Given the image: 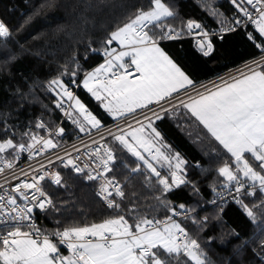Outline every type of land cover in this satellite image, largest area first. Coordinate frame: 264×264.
<instances>
[{
	"label": "trees",
	"instance_id": "1",
	"mask_svg": "<svg viewBox=\"0 0 264 264\" xmlns=\"http://www.w3.org/2000/svg\"><path fill=\"white\" fill-rule=\"evenodd\" d=\"M162 2L175 12L174 17L166 18L163 23L180 35L177 39L159 42L197 84L239 69L264 55L255 46L264 43V37L259 36L254 25L243 26L222 38L215 34L242 16L231 0ZM152 7V0H0V19L12 30L10 38H0V130L10 127L7 136L17 143H25L29 139L23 133L36 129L37 119L43 117L54 126L61 124L64 132L56 137L60 144L96 131L97 128H91L81 132L79 124L73 123V119H80L74 112L72 120H63V114L56 106L59 97L48 83L58 77L66 84L73 79L81 82L85 73L103 63L104 56L98 51L116 45L115 42L112 45L105 43L110 33L134 18L137 10L148 11ZM189 20L198 21L201 31H189ZM149 27L152 28L150 34L159 39L160 28ZM203 32L212 33L207 37L213 45V52L208 56L197 47L196 36ZM249 34L256 39L250 40ZM261 67L264 69V64ZM66 71H75L77 75H62ZM76 96L102 121L101 127L141 112L138 109L118 120L83 88L82 83ZM162 117L154 122V126L162 132L166 143L189 162L185 171L186 179L191 183L162 194L155 179H148L150 170L112 138L110 145L116 160L110 176L122 181L125 193L123 198L116 199L120 208L108 207L97 196L94 180L63 169L61 184L52 180L44 182L54 207L37 214L38 227L53 232L65 227L100 223L118 215H124L130 223H134L136 217L162 221L171 215L170 208L183 210L178 205L184 204L186 210L193 211L179 221L190 238L199 243L207 264H261L260 257H264V248H261L264 242V205H261L264 194L258 186L254 189L255 196L243 194L242 201L252 209L255 219L250 218L237 202L223 208L208 206L210 197L229 187L218 169L234 161L183 107L177 106ZM4 138V132L0 131V139ZM4 156L13 158L11 150ZM250 162L256 166V162ZM152 163L162 175L168 174L167 168L159 167L155 161ZM138 164H141V170L132 172ZM158 255L167 264H195L182 254L169 258L161 251Z\"/></svg>",
	"mask_w": 264,
	"mask_h": 264
},
{
	"label": "snow or ice",
	"instance_id": "2",
	"mask_svg": "<svg viewBox=\"0 0 264 264\" xmlns=\"http://www.w3.org/2000/svg\"><path fill=\"white\" fill-rule=\"evenodd\" d=\"M231 3L255 26L259 36L264 37V0H231ZM152 4L150 10H137L134 18L110 33L105 43L112 45L113 42H118L122 50L106 49L105 62L85 73L81 81L83 88L118 120L137 109L147 108L153 103L160 104L174 95L178 97L182 91L187 92L189 88L195 87L190 75L159 46L161 39L179 38V32L175 36L171 35L176 30L163 23L166 18L174 17L175 12L162 0H152ZM244 5H251L255 14ZM235 23L240 25L243 21L236 20ZM150 25L160 28L159 39L150 34ZM187 29H201V25L189 20ZM11 36L12 30L0 19V38L7 40ZM203 36L204 39L198 42V47L203 55L208 56L213 52V45L211 40L207 39V32H203ZM249 39L255 40L256 37L249 34ZM255 46L264 54V43ZM125 58H128L127 61ZM261 64H264V60L257 62V67H261ZM133 72L138 75L133 77ZM62 75L75 77L77 73L66 71ZM71 83L75 84V80ZM48 87L59 97L56 101L58 108L64 107L65 98L69 102L71 111H66L65 115L72 118V112L78 113L80 119H73V123L79 124L81 132L101 127V121L69 90V84L63 79H52ZM177 106L183 107L195 117L222 149L230 154L234 163H225L218 169L219 174L225 178V183L233 187L238 194L246 191L247 195L255 196L254 189L257 186L264 194V69H250L249 74L242 73L240 78H233L231 83L225 82L223 87L216 86L215 90L198 92L194 97L188 96L187 102L179 100L178 105L174 104L170 109L161 107L160 111L167 114ZM161 119L163 117L159 113L153 112L152 116L144 117L146 123L136 122L139 127L132 128L128 125L130 130L118 127L119 134L109 131V135L150 170L148 179L154 178L161 186L163 194L191 181L186 179L185 171V165L189 162L166 143L161 131L154 126V122ZM36 127L43 129L46 125L41 121ZM0 131L5 134V138L0 139V163L3 164L0 166V175L6 169L15 167V160L20 158L21 153L26 152L30 157H34L47 149L57 147L51 138L45 139L31 131L23 133V136L31 141L27 144L17 143L8 137L10 127ZM63 132V128L57 129V134ZM9 150L13 155L12 160L4 156ZM68 156L66 161L59 156L57 159L61 160L65 168L71 166L77 173L89 169L88 180H96L99 176L110 173V166L116 160L113 150L106 145L97 147L94 155L89 156V160L95 162L94 168H89L87 163L80 166L79 157L71 158L70 154ZM250 160L256 162L255 167ZM152 161L161 168H167L168 174L162 175ZM52 163V160L48 161V164ZM140 170L139 165L131 169L132 172ZM33 171L39 175L33 176L29 181V173L24 172L25 179L11 190L12 193H18L24 201H29L23 207L18 204L17 196L4 188V184L9 183L7 177L4 178V184H0V190H3L0 194V225L6 226V230L0 231V264H167V261L158 255L161 251L169 258L182 254L195 264H207L199 243L191 239L185 228L172 216H168L167 222L163 223L141 217H136L135 222L130 223L124 215H118L100 223L65 227L63 230L56 229L50 234H45L35 225L33 210H47L54 205L43 191L40 182L50 177L59 185L62 178L59 172L47 171L44 164H40ZM92 172L96 174L93 175ZM14 179L20 180L17 176H14ZM249 187L253 191H247ZM110 188L112 191H109ZM27 190H32L31 197ZM113 192L122 198L125 196L114 178L105 179L100 186V195L107 201L108 207L118 209L120 205L110 199ZM233 199L243 206L250 218L255 219L248 205L238 197ZM164 203L167 206V203ZM261 205H264V201H261ZM178 207L185 209L184 204H179ZM170 211L174 216L180 215L176 208H170ZM204 220L206 221L207 217ZM60 245L66 246L67 255L61 252ZM261 248H264V242L261 243ZM260 259L261 264H264V257Z\"/></svg>",
	"mask_w": 264,
	"mask_h": 264
},
{
	"label": "built area",
	"instance_id": "3",
	"mask_svg": "<svg viewBox=\"0 0 264 264\" xmlns=\"http://www.w3.org/2000/svg\"><path fill=\"white\" fill-rule=\"evenodd\" d=\"M259 6L257 5V8ZM248 10L250 12H253V14H255V10L253 9V7L251 5H248ZM237 20H241L243 21V23H241L240 25H237L235 22L233 24H231L230 26L224 28L223 30L216 32L215 34L222 38L225 34L233 32L243 26L246 25H252L250 21L247 20V18H245L242 14V16L237 19ZM228 29H233L232 31H229ZM171 35L175 36V31L171 33ZM212 33L208 34V37L211 36ZM203 35H198L197 41H201L202 40ZM102 56H104V61L107 59V57L104 55L105 50H99L98 51ZM262 60H264V55L251 61L247 66H245V68L253 66V65H257V62H261ZM244 69V68H242ZM241 68H239L236 71H241ZM136 75H138L137 73L133 72V77H135ZM81 82L75 81V84L70 83L69 84V90L72 91L74 94H76L77 92V86L76 85H80ZM160 107H155L152 108L151 110L147 111L149 113L154 112L155 110L161 108ZM59 110L62 112L63 114V120H72V118H70L68 115H65L66 111H71V109H69V102L68 101H64V107L63 108H59ZM73 116V115H72ZM140 116V115H139ZM139 116L137 117H126L123 118L111 125H107V126H103L99 129H97L94 132H91L87 135L81 136L69 143H65V144H60L57 142L56 137L61 136L62 133L57 134V129L62 128L61 124L58 126H54L52 124H50L46 119H44L43 117H39L37 119V123L39 122H43L46 125V128H36L34 130H32L31 132L36 134L37 136H42L45 139H49L51 138L53 140V142L55 144H57L56 148H50L47 149L45 152H43L40 155H35L34 157H30L28 153H21L20 158L18 160H15V167L13 169H6V171L0 175V184H4V178L7 177V180L9 181V183L4 184V188L7 189L9 191V193L16 195L17 199H18V204L23 207L25 203H29V201H24L23 198L19 197L18 193H12V188L19 183L20 181L24 180L25 177L23 175L24 172L29 173V176L27 177V179L29 181H31V178L33 176H37L39 175V173L34 172L33 169L38 168L40 166V164H44L45 165V169L47 171H49L50 173H55V172H59L61 174V171L63 169H70L72 171L75 172V170L69 166L67 168H65L63 166V163L61 162V160L57 159V157H63L65 159V161L69 158L68 154H70L71 158H76L79 157L78 163L80 164V166H83L85 163L89 164V168H94L95 167V162L94 161H90L89 160V156L90 155H94L95 153V149L97 147H100L102 145H106L108 147H111L110 145V139H112L113 137L109 135V131L113 132V133H118V127L119 128H123L126 129V127L128 125H130L132 122H134ZM142 116V115H141ZM101 137H103V139H101ZM29 139V138H28ZM93 141H96L97 143H93ZM30 139L28 140V142H25V144L30 143ZM112 149V147H111ZM113 150V149H112ZM114 152V151H113ZM115 154V153H114ZM13 159V158H12ZM12 159H8V160H12ZM52 160L53 163L52 164H48V161ZM115 162V161H114ZM114 164V163H113ZM113 164L110 166L111 168L113 167ZM140 169H141V164H138ZM137 165V166H138ZM0 166H3L2 163H0ZM98 171L102 172V169H98ZM77 173V172H76ZM81 174L83 176H85L87 178V175L89 174V169H85V171L83 173H78ZM91 174L95 175V172H92ZM14 176H17L20 178V180L14 179ZM115 179V181L118 182L119 186L122 188L123 190V183L115 177H111L110 173L104 174L99 176L96 180H94L97 184V190H96V194L97 196L108 206L107 201H105L103 199V197L100 195V186L101 183H103V181L105 179ZM245 179V178H242ZM51 180L50 177H46L44 181H41V186L43 191L47 194V197H49L48 193L46 192V190L44 189V182ZM252 188L249 187L247 189V191H251ZM3 190H0V194H2ZM29 197H31V191L32 190H27ZM109 191H112V189L110 188ZM246 191H241L239 194L236 193L235 189L231 186L224 188L222 190H218L212 197H210V199L208 200V206L210 207H219V208H223L225 207L227 204L231 203V202H236L233 197H238L240 200H242L243 194ZM120 198V196H117L114 192L112 194V196L110 197V199L115 200ZM6 202V201H5ZM50 207L47 208V210ZM46 210L43 209H39L36 208L33 210V217H34V222L35 225L38 227V221H37V214L39 212H44ZM177 212L180 213L179 216H174L172 213L170 216H172V218L176 221H178L181 217L184 216H188L191 214V211H187L186 209L183 210H177ZM163 222H167V219L162 220ZM40 228V227H38ZM6 230V226L5 225H0V231H4ZM7 230H11V229H7ZM28 230V229H25ZM42 230V229H41ZM43 231V230H42ZM45 234H50L52 232H45L43 231ZM53 239H58L53 237ZM63 247L66 248V246L61 245Z\"/></svg>",
	"mask_w": 264,
	"mask_h": 264
},
{
	"label": "crops",
	"instance_id": "4",
	"mask_svg": "<svg viewBox=\"0 0 264 264\" xmlns=\"http://www.w3.org/2000/svg\"><path fill=\"white\" fill-rule=\"evenodd\" d=\"M115 46L113 47V48H116L117 49V51H119V50H122V46H120L119 45V43L118 42H115ZM159 46L160 47H162L166 52H167V50L161 45V43L159 42ZM169 53V52H168ZM170 55V54H169ZM126 59V61H127V59L128 58H125ZM174 59V58H173ZM178 63V62H177ZM103 64V63H102ZM99 65H101V64H99ZM99 65H97L96 67H94L93 69H95V68H97V67H99ZM182 67V66H181ZM183 68V67H182ZM92 69V70H93ZM184 69V68H183ZM250 69H252V70H256V71H260V70H262V67H257V65H253V66H251V67H248V68H246V69H244V70H241V71H236V70H238V69H235V70H233V71H230V72H228V73H225V74H223V75H221V76H217V77H215V78H213V79H211V80H209V81H206V82H203V83H201V84H197L196 83V81H195V79L190 75V77L193 79V81L195 82V87L194 88H189L188 90H187V92H184V91H182L180 94H179V96L177 97V96H173L171 99H169V100H166V101H162L160 104H156V103H153V104H151V105H149L147 108H143V109H137L138 111H144V110H146V109H152V108H154V107H160V106H162V107H164V108H171V106L172 105H178V101L179 100H184V101H186L187 102V99H188V96H196V94L199 92V93H204L205 92V90L206 89H211V90H215V87L216 86H220V87H223L224 86V84H225V82H227V83H231L232 81H233V78H240L241 77V74L243 73V74H249V70ZM91 70V71H92ZM90 71V72H91ZM160 109L161 108H159V109H157V110H155L154 112H157V113H159L161 116L164 114V112H161L160 111ZM138 114V113H137ZM136 115V114H135ZM156 127V126H155ZM157 128V127H156ZM157 130H159L158 128H157ZM160 131V130H159ZM162 133V132H161ZM180 222V221H179ZM23 230H25V229H23ZM60 250H61V252L63 253V254H65V255H67L68 254V250H67V248H65V247H63V246H61L60 245Z\"/></svg>",
	"mask_w": 264,
	"mask_h": 264
},
{
	"label": "rangeland",
	"instance_id": "5",
	"mask_svg": "<svg viewBox=\"0 0 264 264\" xmlns=\"http://www.w3.org/2000/svg\"><path fill=\"white\" fill-rule=\"evenodd\" d=\"M169 7V6H168ZM170 8V7H169ZM171 9V8H170ZM172 10V9H171ZM249 64V63H248ZM248 64H245L244 66H242V67H240L241 69L242 68H244V69H246L245 68V66H247ZM251 67V66H250ZM248 68V67H247ZM244 69H242V70H244ZM80 100H81V102L86 106V108L94 115V116H96L93 112H92V110L85 104V102L79 97V96H77ZM66 99V98H65ZM67 101V100H66ZM100 102V101H99ZM101 103V102H100ZM103 106V105H102ZM75 113V115L77 116L78 115V113L77 112H74ZM152 113L153 112H151V113H149V112H144V113H142L134 122H132L130 125L132 126V128H137V127H139V125L136 123L137 121H140L141 123H146V121L144 120V117L145 116H152ZM111 115V114H110ZM112 116V115H111ZM96 118L97 119H99L97 116H96ZM82 120V119H81ZM100 120V119H99ZM83 121V120H82ZM101 121V120H100ZM101 124H102V121H101ZM125 130H130V129H128V126L126 127V129ZM175 152H178V151H176L175 150ZM178 153H180V152H178ZM146 156H147V154H145ZM180 155H181V157L184 159V160H186V158L184 157V155H182L181 153H180ZM149 159H150V157H148ZM176 222H178V223H180L179 221H176ZM181 224V223H180ZM182 226V225H181ZM204 259H205V257H203ZM206 260V259H205Z\"/></svg>",
	"mask_w": 264,
	"mask_h": 264
},
{
	"label": "water",
	"instance_id": "6",
	"mask_svg": "<svg viewBox=\"0 0 264 264\" xmlns=\"http://www.w3.org/2000/svg\"><path fill=\"white\" fill-rule=\"evenodd\" d=\"M195 22L199 24V22H198V21H195ZM191 31H192V32H200V31H201V29H192ZM197 47H198V43H197ZM198 48H199V47H198Z\"/></svg>",
	"mask_w": 264,
	"mask_h": 264
},
{
	"label": "bare ground",
	"instance_id": "7",
	"mask_svg": "<svg viewBox=\"0 0 264 264\" xmlns=\"http://www.w3.org/2000/svg\"><path fill=\"white\" fill-rule=\"evenodd\" d=\"M122 182V181H121Z\"/></svg>",
	"mask_w": 264,
	"mask_h": 264
}]
</instances>
